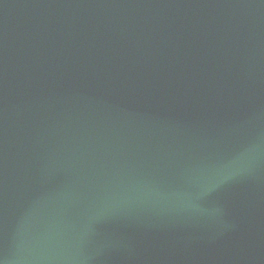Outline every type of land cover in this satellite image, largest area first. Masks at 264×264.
<instances>
[{"label": "water", "instance_id": "water-1", "mask_svg": "<svg viewBox=\"0 0 264 264\" xmlns=\"http://www.w3.org/2000/svg\"><path fill=\"white\" fill-rule=\"evenodd\" d=\"M0 264H264V0H0Z\"/></svg>", "mask_w": 264, "mask_h": 264}]
</instances>
